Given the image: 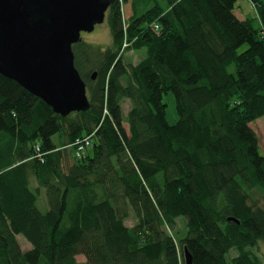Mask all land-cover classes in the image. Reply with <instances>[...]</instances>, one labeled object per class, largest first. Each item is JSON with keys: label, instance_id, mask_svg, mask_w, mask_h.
<instances>
[{"label": "trees", "instance_id": "trees-1", "mask_svg": "<svg viewBox=\"0 0 264 264\" xmlns=\"http://www.w3.org/2000/svg\"><path fill=\"white\" fill-rule=\"evenodd\" d=\"M237 1L114 0L111 46L97 56L73 46L86 112L57 115L0 75V264H80L78 255L84 264H185L184 247L193 264H264L254 252L264 205L251 204L264 191V137L261 152L251 126L264 117V2L252 0L255 28L235 15ZM125 38L126 52L144 51L137 64L121 53ZM92 134L93 155L78 159L73 143ZM180 218L186 235L177 239Z\"/></svg>", "mask_w": 264, "mask_h": 264}, {"label": "water", "instance_id": "water-1", "mask_svg": "<svg viewBox=\"0 0 264 264\" xmlns=\"http://www.w3.org/2000/svg\"><path fill=\"white\" fill-rule=\"evenodd\" d=\"M114 0H0V75L62 117L90 109L73 46L102 25ZM97 72L93 73L95 80ZM229 221H239L230 218ZM185 264L193 256L184 247Z\"/></svg>", "mask_w": 264, "mask_h": 264}, {"label": "rangeland", "instance_id": "rangeland-1", "mask_svg": "<svg viewBox=\"0 0 264 264\" xmlns=\"http://www.w3.org/2000/svg\"><path fill=\"white\" fill-rule=\"evenodd\" d=\"M260 1L264 2V0H260ZM235 14H237L240 18H246V19L252 20L255 28L260 27L259 26V20L257 17V12H256V9L254 7L252 0H238L236 5H235ZM123 15H124L125 19H127L129 17L130 13H129L128 7L123 8ZM81 42H83V44L85 43L87 45L92 46V51L94 52V56H97L96 54H98L100 52H104L108 47H110L112 44V36H111L110 29L108 26L107 18L102 25L96 26V29L94 32L83 33ZM246 48H247V45H245L241 49H239L238 52L241 53L244 50H246ZM126 50L121 51V53H124L126 61L128 63L137 64L138 62H140L144 58V51L126 52ZM84 60H85V58L83 59L82 64L84 63ZM92 63H94V62H92ZM85 67H87L86 63H85ZM230 71L233 73L235 72V66L234 65L230 68ZM163 101L165 102V104H167V110H166L167 120L169 121L170 124L173 125L178 121V118H179L178 112H177V104H176L175 96L172 93H168V94L164 95ZM123 108H124L123 115L126 118L128 112L130 110V101L127 100L123 104ZM124 126L127 129L129 128V126L126 122L124 123ZM252 127L256 130V132L260 136L259 149L262 152L263 151V144L262 143H263V137H264V117L257 120L256 122H254L252 124ZM56 139L59 140V144H61L60 138L56 137ZM67 150H68V154L70 156V160L73 162V158H72L70 148L68 147ZM72 153L75 154L74 151H72ZM88 154L93 155L92 149H88ZM34 183H36V185H34V186L37 187L38 182L34 181ZM251 204H253L254 206H257V207L264 205V191L254 190L251 194ZM38 207L42 211H46L49 208L44 193L42 194V196L39 200ZM124 224L127 227L131 228L137 224V220L134 217V215L131 213L130 219L126 220L124 222ZM185 224H186V222L184 219H181V218L178 219L176 228L173 231V233L177 239L183 238L186 235ZM17 239H18V242H19V244H20V246L24 252L32 249L31 244L29 242H27L23 236L18 235ZM254 252L258 255V257L262 261H264V243H260L259 249H256V250L254 249ZM236 254H237V252L233 251V253L229 255V258L236 256ZM77 261L80 264H84L86 262V258L83 255H78Z\"/></svg>", "mask_w": 264, "mask_h": 264}, {"label": "built area", "instance_id": "built-area-1", "mask_svg": "<svg viewBox=\"0 0 264 264\" xmlns=\"http://www.w3.org/2000/svg\"><path fill=\"white\" fill-rule=\"evenodd\" d=\"M120 1L122 2V0H120ZM153 27L158 31V25L157 24H154ZM130 45H131L130 42H128L127 39L125 38L124 43H123V47H122V51L126 50ZM93 136H94V134L83 137V138H79L73 143L72 147L75 149V156L78 159L81 158L82 155L92 146V137ZM45 155H46V153L42 152L40 146H36L35 155L33 158H36L39 161H41V163H44V161H45L44 156Z\"/></svg>", "mask_w": 264, "mask_h": 264}, {"label": "crops", "instance_id": "crops-1", "mask_svg": "<svg viewBox=\"0 0 264 264\" xmlns=\"http://www.w3.org/2000/svg\"><path fill=\"white\" fill-rule=\"evenodd\" d=\"M235 15H236V16L238 17V19H240L241 21H245V20H247L246 18H240L237 14H235ZM259 26H260L259 28H261V27L263 28V26H262V24H261L260 21H259ZM123 112H124V108H123ZM125 116H126V115H125ZM255 122H256V121H255ZM253 123H254V122H253ZM253 123H252V124H253ZM252 124H251V126H252ZM55 143H56V144H59V140H57L56 138H55ZM73 157H74V156L72 155V158H73ZM71 162H72V161L70 160V156H69V154H68L65 163L68 165V164L71 163ZM72 163H73V162H72ZM72 163H71V164H72ZM32 183H33V184H32L33 186L36 185V183H34V178H33V182H32Z\"/></svg>", "mask_w": 264, "mask_h": 264}, {"label": "bare ground", "instance_id": "bare-ground-1", "mask_svg": "<svg viewBox=\"0 0 264 264\" xmlns=\"http://www.w3.org/2000/svg\"><path fill=\"white\" fill-rule=\"evenodd\" d=\"M111 8V7H110Z\"/></svg>", "mask_w": 264, "mask_h": 264}]
</instances>
